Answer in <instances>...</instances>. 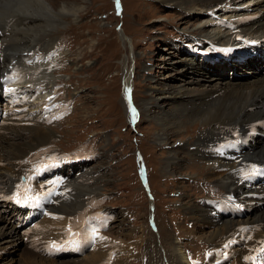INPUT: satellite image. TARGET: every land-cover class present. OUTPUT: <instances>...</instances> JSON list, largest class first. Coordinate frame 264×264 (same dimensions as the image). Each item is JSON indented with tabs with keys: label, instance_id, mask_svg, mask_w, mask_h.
I'll list each match as a JSON object with an SVG mask.
<instances>
[{
	"label": "rangeland",
	"instance_id": "obj_1",
	"mask_svg": "<svg viewBox=\"0 0 264 264\" xmlns=\"http://www.w3.org/2000/svg\"><path fill=\"white\" fill-rule=\"evenodd\" d=\"M48 1L54 9H59L62 4L68 2L83 5L76 17L65 16L63 22H58L59 26L50 30L54 42L51 52L46 55L44 53L40 55V53L39 57L33 60V64L19 66L21 71L25 67L33 68L32 74L25 75L26 73L23 72L24 76L15 80V83L21 86L20 81H24L23 83L34 81L38 85L25 94L27 105L20 109L25 112V115L47 114V118L39 117L33 120L39 123L38 127H43V130H47L48 133L32 132L33 122H30L31 124L27 127L12 125L9 131L14 136H5L0 131V139H2L0 140V167L3 164L9 166L11 161L7 160L8 153L13 148L19 144L36 141L43 145L23 157L29 161L25 165L26 169L32 164L30 160L33 158L44 164L53 157L56 161L63 157L84 165L82 170L77 164H72L67 169L73 171H65L68 176L65 181L73 183V192L67 193L70 199L61 200L58 203L63 202V206L68 209H53L54 219L47 216L49 213L47 210L38 221L39 227L46 225L47 233L49 229L51 232L55 231L53 236L47 234L48 239H55L52 241L61 239L68 241L67 237L72 236L69 234L79 225L72 215L81 214L84 208L88 209L84 210L85 216L107 214V218L104 215L105 222L102 224L100 219L103 218L96 217L100 220L99 227L95 224L96 220H92L95 217L86 218L91 219L95 224L87 222V225H83L87 228L86 234H90L88 228L96 234H91L94 240L89 242L84 253L51 258L43 254L44 250L41 254L34 248V246L43 248L45 245L47 249L50 240L46 242V236L43 241H40L38 236H34L33 239L29 237L31 231L33 233L39 229L38 227L33 226L23 230L22 235L26 234L28 238L19 244L20 239L23 241V236L19 238L18 234L16 236V233H12V230L19 232L12 226L14 215L0 213V218H3L0 221V264H62L66 261L70 264H178L176 256H184L183 253L191 256L194 264L207 262L213 264L210 262L209 253L213 252L215 256H220L222 249L226 248L225 250L229 251L228 248L233 243L226 242L223 247L209 244L206 240L208 236L205 235L213 230L211 227H215V224L203 221L197 224L196 218L190 216L191 213L187 210L191 203L199 207L205 203L210 205L209 199L221 200L225 194L215 184L216 176L209 174L210 167L200 155L194 157L184 154V149L189 151L188 144L203 128L196 122L181 119L182 124L167 128L166 139H162L165 141H160L159 133L162 130L158 127L159 120L154 117L163 106L165 108L171 106L169 101L158 103L159 100L153 101L152 97L158 91L174 87L180 90L186 88L191 92H199L209 87L208 84L203 85V80L199 83L190 82L191 79H198L200 76L193 70L197 59L207 56L203 53L206 49L200 50L199 41L191 45L190 48L194 52L189 51L190 49L188 52L194 55L192 59L182 55L177 57L175 52L177 48L174 46H183L182 42H186L185 45L193 43L196 37L202 43L200 46L220 39L218 35L225 33L227 27L218 29L217 21L220 19L211 17L209 12L205 15L201 12L207 8H214L216 5L203 6L198 10L192 7L188 9L189 6L167 5L159 0ZM232 5L227 3L223 6ZM241 5L240 3V7ZM258 6L264 9V3ZM254 10L255 8L249 9L250 12ZM239 11L242 17L244 11L241 8ZM220 13L228 16L229 11L219 10L217 15ZM262 14H258L260 22L257 24L264 22ZM240 17V20L238 19L235 23L240 21L244 25L247 24L243 21L246 19ZM247 26H250L249 23ZM249 35L254 36L256 33ZM207 37L212 39L209 40ZM222 37L225 38L224 35ZM178 39L182 42L177 43ZM219 46L230 48L226 45ZM184 50L179 51L184 52ZM238 55L234 54V57ZM222 56L220 55L219 58ZM219 58H214L215 62ZM14 69L12 68V71ZM184 72H186L185 76L182 75ZM223 72L216 71L219 75V78L216 77L217 83L222 81L223 84L228 82L235 85L239 81H248L241 80L243 78L239 77L232 78L229 75L224 81L221 77ZM19 73L17 71V74ZM10 76L9 79H12V75ZM7 82L11 85L9 80ZM9 89L14 92L19 91V88ZM42 91H45L46 95ZM148 101L150 104L146 110ZM18 103L21 102L18 101ZM43 103H47V106ZM160 104L162 106L158 107ZM25 115L21 114L18 117V124L20 122L27 124L30 116ZM183 145L185 146L181 150L180 146ZM241 146L244 147L242 144ZM258 147L259 145L253 148L250 146L249 149L256 150ZM170 150L174 151L176 156L175 163L171 164L168 159ZM81 158H86V161L78 162L77 160ZM141 160L147 168V173L150 174V188L145 190L141 188L138 180L139 171L140 175L144 173ZM59 161L63 164L64 160ZM64 162L67 167L66 161ZM46 166L49 164L43 168ZM88 168L90 170L85 172L84 169ZM78 172L80 176L77 175ZM89 172L98 176L93 185H88L96 187V191L85 190L86 184L84 186L82 184L81 189L75 190L76 183L82 182ZM44 176L46 179V175L40 178ZM26 183L20 182V186ZM40 187L42 188V183ZM56 194L64 195L62 191ZM14 197L1 194L0 210H7L9 200ZM152 203L155 204V209ZM242 213L241 211L235 219H242ZM262 215L263 213L260 216ZM61 216H65L64 222ZM5 223L9 225V228L12 227L11 230L5 227ZM235 224L231 225L230 229L239 226L238 222ZM262 227L264 226L260 224L259 228ZM255 231L259 233H254L251 238L259 237L264 240V228L260 230L256 228ZM81 241L84 245L86 244L85 239ZM237 245L239 247V243L233 245L235 250ZM64 249L68 250V247L63 246L62 250ZM230 250L233 257L236 251ZM31 255L34 258H31ZM231 256L223 259L220 264H232L235 260L231 262ZM184 258L186 261L185 256Z\"/></svg>",
	"mask_w": 264,
	"mask_h": 264
},
{
	"label": "bare ground",
	"instance_id": "obj_2",
	"mask_svg": "<svg viewBox=\"0 0 264 264\" xmlns=\"http://www.w3.org/2000/svg\"><path fill=\"white\" fill-rule=\"evenodd\" d=\"M159 1L167 5H176L179 7L189 6L188 9L192 7L198 10L202 9L203 6L211 7L213 5H216L214 8H207L210 10V12H218L217 6L221 3L226 4L229 1H231L232 4L241 3L238 1L236 2L235 0ZM261 1L263 0H254L252 4L256 5ZM82 8L83 5L77 2H68L66 4H62L59 9H54L50 5L48 0H0V77H2L3 74L6 73V76H8L9 78L11 77V73H13L14 71H16V74L17 71L21 73L23 72L19 67L21 64L25 66L27 64H33V60L40 53V55H42L43 53L46 55L51 52L54 48V42L52 41L53 37L51 36L50 30L53 28L55 29L57 26H59L60 24H58V22H63V18L65 16L71 15L76 17ZM245 8H248V6ZM205 10H201V12L204 14ZM231 14L234 15L235 11ZM263 15L264 13L261 16ZM252 22L253 24H257L260 22V19H255ZM250 24L251 23H249V25ZM236 25L243 26L244 24L239 21L236 22ZM257 27L264 28V22L252 26V28L254 29ZM193 40V43H188L186 45L184 44L183 46L175 45L174 47L177 48V51L175 50L176 56L179 57V55H182L194 59V55L192 53H189L188 50L190 49L189 51L194 52L193 49L190 48V46L197 44V41H199L198 47L201 51L206 49L204 50L205 52L203 51V53H206L207 56H203V58H200V60L198 58V61L195 62L196 65L194 66L193 72L197 71L200 76L198 79H191L190 82L199 83L200 80H203V85L208 84L207 86L209 87H206L205 89H202L199 92H191L186 88L184 90H180L175 87L158 91V93L152 97V100H159L158 103H160V101H169V105L171 107L165 108L163 106L161 108V111H163V113H161L160 111L158 114H156L154 118L156 120H159L158 127H161L162 130L161 133H159V139L163 142L165 140L162 139H166L165 135L167 133L165 132L168 130L167 128L170 129L171 127H178L177 125L182 124L181 119H187L191 122H196L201 125L203 129L195 137V139H193L192 142L188 144L189 151L187 149H184V154H188L189 156L194 157H196L195 155H200L210 167L209 174H213L214 176H216L215 184H217V186L220 187L222 191L225 192V194L224 198L221 200H208V204L212 206V209L210 205H207V203L204 202L205 204H203L202 206L200 205L201 207L194 205V203H191V206H189L187 210H189V212L191 213L190 216L196 218V220L198 221L197 224L200 221L215 224L216 229H214L215 227L212 226L211 228L213 230L209 231L208 235H205L208 236L206 240L209 242V244L219 243L220 246L223 247L226 242L233 243L234 240L237 241L236 243L240 244V242L243 239L245 240L246 238L245 236L243 238V235H246V232H244L245 227H254L258 230L264 228H259L260 224L264 226V198H262L261 194H257L255 192L257 185H254L253 183L244 180L248 178H258L264 175V140H261L260 138V133L264 132V74L261 73L262 70L254 71L253 68L251 69V67H254L253 64L255 65V68L264 67V55L261 53L257 54L253 51V49H258L253 45H262L264 44V40H258L250 46H248V44L240 43L236 46L230 47L234 48L233 50L227 47L212 48L209 44L205 46H200L202 45V43L200 42L199 38L196 37ZM213 42L214 41L210 43L215 44ZM181 49H185L184 52L179 51ZM186 52L188 53L186 54ZM218 54H221V56H223L219 58L220 55ZM234 54L239 55L237 57H234ZM250 56H254V58H249ZM216 57L219 58L217 62H215L214 60V58ZM245 64L250 66H245ZM232 66L237 67L240 70L238 71L239 75L234 77L243 78L241 80L248 81H239L235 85L228 82L223 84L222 81L217 83L216 77L219 78V75L216 73V71H224L221 77L222 80L225 81L227 80L228 76L227 68ZM12 68L15 69L12 71ZM25 69H23L26 73L25 75L32 74L33 68L25 67ZM10 71L12 72L9 73ZM213 73L215 75H213ZM185 74L186 72H184L182 75L185 76ZM22 76L24 75L21 73L19 77ZM23 82H21V87L23 90H30L29 92H31L36 87H38V85H36V82L34 81L29 83ZM171 103L173 105V108ZM149 104L150 101L146 102V110ZM160 106L162 105H158V107ZM23 114H25V112H22V115ZM9 116L10 115H7V117H4V119L0 121V131L5 136H14V134H10L9 131V129L13 127L12 125H17L19 127H27L31 124L30 122H33L34 125V127L32 128V132L44 131L48 133L47 130H43V127H38L39 123H36L33 120L39 117L47 118V114L45 115L44 113H42L37 116H30V119L28 120L29 122H26L27 124H24L22 122L18 124L16 118H12L11 116ZM8 119L13 122H8ZM241 144L244 145V147H242ZM41 145L43 144H38L37 141L29 142L23 145L19 144V146L13 148V150L8 153L9 158H7V160H10L11 163H9V166L3 164L2 167H0V195L3 191L9 190V193L6 194L7 197H15L9 200L10 203L7 206V210H0V213H10V215H14L13 209L16 208V201L18 199H22L23 197L21 196H24L22 193L23 191L20 187V181H18L17 178L18 174L25 171V165L27 164V162H29L23 157L27 153H31L38 146ZM256 145H259L258 149H249L250 146H252L253 148ZM184 146L185 145L180 146V149L183 150ZM52 159H55V157L51 158L50 160ZM168 159L170 164L176 160L174 151L170 152V156L168 155ZM64 163V161L63 164L61 161L53 162L52 164H49V166L53 168L50 169L48 168L49 166H46L42 170V172L47 173L45 174L46 179H49L46 182V179L44 178L45 181L44 183H42V192L44 191L42 202L47 203V210H51L54 208L61 210H63V208L65 210L68 209L67 207L63 206V202H58L61 200L64 201L66 199H70V197L67 196V193L73 192V183L69 181H65L63 183V196H61V194H56L58 193V191L54 193V191L51 189V182H53L57 176L65 175V178L67 177L65 171L67 172L68 169L64 165ZM59 168L62 170H60ZM53 170L55 171V173ZM70 170L73 171L72 169ZM70 170H68V172ZM88 170L90 169H84L85 172H87ZM91 172H89L88 175L86 174V177L84 180L82 179V182L76 183L77 189L75 190L81 189L82 184L83 186L86 184L85 190L90 192L96 191V187L88 186L89 184L93 185L94 180L98 179V176H94V174L92 175ZM77 175L80 176L81 174L78 172ZM42 176L40 174L39 177ZM16 182L19 183V185L17 186L19 189L15 192L13 191V189ZM63 191L68 192L65 193ZM48 195H51L52 199L50 201H45L44 197ZM214 202L216 203L214 204ZM86 209L87 208L82 209L80 212L81 214L76 215L78 222L77 224L81 226L87 225L86 223L89 222L88 220L93 223L91 219H86L88 216H90L89 214L85 216L84 210ZM241 211L243 212V218L240 220L235 219L240 215ZM256 213H258L259 215H256ZM262 213L263 215L260 216ZM104 215H106L107 218V214H97L95 216L90 217H95L92 220H96L95 224L99 227L98 223L100 220L102 221V224L105 222ZM97 216L103 219L98 220L96 219ZM62 218V222H64L65 216H63ZM2 219L3 218H0V221H2ZM14 221L16 220L14 219ZM14 221L12 223V226H14V228L18 230V228L16 227V222L14 223ZM235 222H238L239 226H235L234 228L230 229V226H233ZM5 224V227L11 230L12 227L9 228V225H7V223ZM12 233H16V236L18 234V232L13 230ZM253 233L259 232H256L254 230ZM71 234L72 236L67 237L69 238L68 241L65 239H61L60 241H52L55 239H48L46 235V242H49L50 240V242L54 244V248L56 247L53 255L58 254V250H62L63 246L68 247L69 251H64L63 254L76 252L77 249L74 245L78 243V240L79 246L81 245L84 247V244L81 241L84 235H80V238L78 239L74 235V231H72L69 235ZM43 235H45L43 229H36L35 231H33V233L31 231L29 237L33 239L34 236H38V239L42 241L44 239L42 237ZM254 238L255 237L251 238L246 245L256 244L254 243L256 242V239ZM239 239L242 240L240 241ZM85 241L87 243V239ZM23 242L24 240H20L19 244ZM237 249L239 250L236 254H245L246 250L244 246L241 245L239 248L237 247ZM174 251H176V249H174ZM229 251L231 250L229 249ZM30 257L34 258V256L32 255ZM176 257V261L178 264L186 263L183 255ZM239 261H241V259ZM66 262L62 264H70L69 262Z\"/></svg>",
	"mask_w": 264,
	"mask_h": 264
},
{
	"label": "snow or ice",
	"instance_id": "obj_3",
	"mask_svg": "<svg viewBox=\"0 0 264 264\" xmlns=\"http://www.w3.org/2000/svg\"><path fill=\"white\" fill-rule=\"evenodd\" d=\"M248 259H253V258L249 257Z\"/></svg>",
	"mask_w": 264,
	"mask_h": 264
}]
</instances>
